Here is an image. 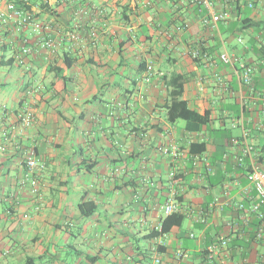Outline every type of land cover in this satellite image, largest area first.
I'll return each instance as SVG.
<instances>
[{"label": "crops", "instance_id": "obj_1", "mask_svg": "<svg viewBox=\"0 0 264 264\" xmlns=\"http://www.w3.org/2000/svg\"><path fill=\"white\" fill-rule=\"evenodd\" d=\"M8 1L0 0V264H264V236L255 237L264 218L249 209L256 196L243 153L247 142L264 169V0H211L227 13L215 25L191 0H26L41 34L2 18ZM41 36L62 38L56 54ZM24 44L33 51L21 53ZM199 47L205 56L192 58ZM223 50L233 64L219 60ZM241 62L250 86L239 83ZM175 74L185 78L179 95ZM175 96L206 122L169 120ZM26 107L34 117L21 132ZM28 145L39 158V199L17 184ZM168 199L183 220L160 234ZM82 201L95 205L89 216Z\"/></svg>", "mask_w": 264, "mask_h": 264}, {"label": "built area", "instance_id": "obj_2", "mask_svg": "<svg viewBox=\"0 0 264 264\" xmlns=\"http://www.w3.org/2000/svg\"><path fill=\"white\" fill-rule=\"evenodd\" d=\"M65 1V0H63ZM194 3L200 4L204 9L210 11V19L206 20V23L211 22L213 25L216 24L218 20H220L223 17H226L227 13H217L213 11L214 6L213 2L211 0H191ZM6 12V13H5ZM5 12L1 13L4 18L5 16H14L18 24L21 26L30 25L32 29L37 32L38 34H41L42 30L44 29V26L41 22L37 21L35 17L33 16V13L31 11L24 9L23 7H20L17 3L13 1H8L6 3V10ZM7 14V15H6ZM77 34L75 32H68L67 38L69 40H75ZM62 38L60 37H52V36H41L38 40V44L40 47L44 48L50 55H54L57 53V49L59 44L61 43ZM238 42L242 43V39L239 37L237 38ZM33 50L30 46H27L24 44L21 48V53L27 54L31 53ZM192 58H199L202 56H205V53L199 49V48H193L190 51ZM219 60L226 64H233L234 61L237 59L234 54L228 53L226 50H223L219 53ZM18 61L21 62L22 58H20V55L18 56ZM152 69V65L149 64L147 66V70L150 71ZM252 70L249 65L244 64L243 62L240 63L239 69L237 72L239 83L243 86H250L252 83ZM34 117L33 110L30 107H26L20 112L18 116V130L23 131L26 127L30 126L32 120ZM246 132H243L242 138L245 141ZM232 142L234 144L239 143V140L234 138L232 139ZM5 149V143H0V150ZM253 146L248 144L247 142H244V149L243 153L248 155L250 158L249 164H248V170L246 172V177L248 181L251 183L254 191H255V202L251 204L250 210L253 211L258 219L264 218V169L259 168L257 163L254 160L253 157ZM236 161H241L242 158L235 157ZM22 167L23 172L18 178L17 184L20 187L28 186L32 193H34L37 197V199L40 198V192H39V181H38V168L40 167L39 158L34 150L33 145H28L23 151L22 156ZM237 207L241 210H244V205L242 203L237 204ZM178 210L177 204L173 199H168L166 203L163 206V213L165 215H169L173 212H176ZM248 221V218L245 217V222ZM264 236V229L263 227H260L256 231V238L260 239ZM225 240H221L219 243V246L225 245ZM158 246H154L152 248V253H158ZM218 246L212 247L210 251H216ZM159 258H154V263H158ZM214 264V263H212Z\"/></svg>", "mask_w": 264, "mask_h": 264}, {"label": "trees", "instance_id": "obj_3", "mask_svg": "<svg viewBox=\"0 0 264 264\" xmlns=\"http://www.w3.org/2000/svg\"><path fill=\"white\" fill-rule=\"evenodd\" d=\"M12 1L17 3L20 7H23L26 10L29 9V6L26 4V0H12ZM199 5L200 4H198V6ZM199 49L202 51L201 47H199ZM171 78H174L175 80L173 83V87L175 91L177 92V94L179 95L183 90L185 78L181 74H175V76L172 75ZM167 113H168L169 120H173L175 118L180 117V118L185 119L187 121V124L189 122V124L192 125V126L190 125L189 126L193 128L198 127L199 125L205 123L207 120L206 113L199 114L197 111L188 108L186 101L183 99H180L178 96L171 98L170 103L167 108ZM193 122H197V125L193 124ZM94 208H95V205L91 201H82L79 203L80 212L84 216H89L94 211ZM182 220H183V216L182 214L178 212H173L169 215H166V217L161 223V229L159 233L160 234L167 233L172 227L180 225L182 223ZM248 223L250 224V226H252L251 220ZM22 264H38V263L35 261L34 258L28 257L23 261Z\"/></svg>", "mask_w": 264, "mask_h": 264}]
</instances>
